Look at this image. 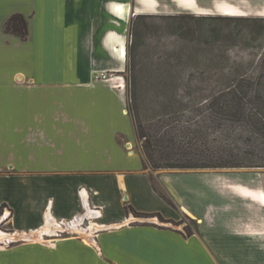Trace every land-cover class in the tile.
I'll list each match as a JSON object with an SVG mask.
<instances>
[{"label":"crops","instance_id":"obj_1","mask_svg":"<svg viewBox=\"0 0 264 264\" xmlns=\"http://www.w3.org/2000/svg\"><path fill=\"white\" fill-rule=\"evenodd\" d=\"M168 1L0 0L2 221L28 232L98 211L92 220L111 226V235L96 231L97 248H89L117 262L123 255L131 264H157L173 253L194 264H264V172L162 173L173 207L154 188L142 151L129 150L137 142L123 81L131 20L183 5ZM14 14L28 19L26 41L4 31ZM103 73L119 78L97 79ZM132 208L155 216L135 217ZM159 215L188 216L198 228L186 239L128 225L158 223Z\"/></svg>","mask_w":264,"mask_h":264},{"label":"trees","instance_id":"obj_2","mask_svg":"<svg viewBox=\"0 0 264 264\" xmlns=\"http://www.w3.org/2000/svg\"><path fill=\"white\" fill-rule=\"evenodd\" d=\"M149 20L183 43L148 72L151 83L127 65V110L145 168L264 169V17L140 14L131 20L133 42ZM4 31L26 41L28 19L12 15Z\"/></svg>","mask_w":264,"mask_h":264},{"label":"rangeland","instance_id":"obj_3","mask_svg":"<svg viewBox=\"0 0 264 264\" xmlns=\"http://www.w3.org/2000/svg\"><path fill=\"white\" fill-rule=\"evenodd\" d=\"M161 1L165 5H167L169 2L168 0ZM182 3L184 6L182 5L181 8H179L175 13L172 14L167 11L166 7H164V10L160 11L159 13L146 15H175L182 13L188 15L192 14L264 17V0H182ZM135 17L136 16H134L133 18ZM147 22L148 26L146 27L139 25L137 29L139 31V34L135 39V42H133V38L131 36H129L128 40V63L130 69L142 71L143 81L146 84L151 83L152 81L148 72L155 68L158 63H160L159 60L164 61L165 59H167L169 57V54L174 49H176L179 44L183 43L177 37L172 35V32L167 28V26L162 25L163 22L155 21L157 23L155 25L153 23L154 21L149 20ZM129 77L130 72L127 69L123 75V81L126 84V88L128 85ZM114 78H119V75H114ZM129 150L134 153L141 152V148L136 141H133V145H131ZM178 171L179 170L153 171L150 168L148 169V173H150V177L152 178L154 187L159 193L163 194L164 196H167L168 194L166 192V189L158 181V176L165 172ZM205 171L214 170H202L196 172ZM223 172L252 173L264 172V169H235L223 170ZM186 199H188V202L189 197L186 196ZM85 214L86 212H84L83 215ZM7 215L8 213L6 211L0 214V235L4 234L3 236L5 238L4 240L0 239V264H131L130 262H132L130 257L125 258L123 255H121V258H118L120 262H117L112 259L109 256V253L106 251L101 252L98 249L96 250L95 248H89L94 243L89 239L86 240L79 232L73 230L74 225H77L76 227L80 229L90 230V228L92 227V222L96 223L98 221V219L95 220L96 222L93 221V217H90V219L87 220H85V218L80 219L83 217L82 215L77 219L78 224H72V226L62 225L61 222H57L58 228L54 229L55 232L53 236L45 235V240L43 242H36L33 240L32 236H38L39 229L28 232L13 231L9 228L8 225H6V223L2 221V219ZM147 220H150V218H148ZM147 220L133 221L128 225H150L158 228L170 229L174 232L180 233L186 239L194 234V232L198 228V223L193 221L188 216H182L179 221L159 219V222L155 223ZM100 230L103 231L101 232V234L105 233L107 235H111L107 232V230H112V227L107 226L105 228L103 227V229L94 228L92 231V238H95L93 239L98 240L95 232H100ZM82 240L84 241L86 246L83 244ZM49 241L53 242L48 243ZM166 244L167 243H165V245ZM94 247L97 248L96 245ZM155 248L158 251H163V248L161 247ZM166 249L169 251L168 248ZM165 256L166 258L170 259H163L165 262H158L157 259V261L154 260V262L157 264H194V262H191L187 257H182L180 260L176 257L173 258V253H169V255Z\"/></svg>","mask_w":264,"mask_h":264},{"label":"bare ground","instance_id":"obj_4","mask_svg":"<svg viewBox=\"0 0 264 264\" xmlns=\"http://www.w3.org/2000/svg\"><path fill=\"white\" fill-rule=\"evenodd\" d=\"M131 147V145L129 146V148ZM95 215V213H91V215ZM97 214V213H96ZM53 219H54V217H53ZM93 219H94V217H93ZM92 221V220H91ZM94 221V220H93ZM77 225H74V231H77V232H79L86 240H91L92 241V231H93V229L94 228H96V229H103V227L105 228V227H107V226H103V225H101V224H96V223H94V222H92V227L90 228V230H86V229H80V228H78V227H76ZM55 228H58V223L57 222H50V221H48L47 222V224L46 225H44L42 228H41V230H39L38 232H39V234H38V236H32L33 237V240L34 241H36V242H38V241H40V242H43L44 240H45V235H48V236H53V234H54V232H55ZM88 228V227H87ZM90 231V232H89ZM101 231V230H100ZM4 234H1L0 235V239L1 240H4L5 238H4V236H3ZM53 241H49L48 243H52Z\"/></svg>","mask_w":264,"mask_h":264},{"label":"built area","instance_id":"obj_5","mask_svg":"<svg viewBox=\"0 0 264 264\" xmlns=\"http://www.w3.org/2000/svg\"><path fill=\"white\" fill-rule=\"evenodd\" d=\"M114 78V75L113 74H105V73H103V74H100V75H98L97 76V79H102V80H106V79H113ZM98 211H95L94 213H95V215H93V217H95L96 219H99L101 216H99L98 214H96ZM72 224H78L77 223V221H75V222H71V224H62V225H69V226H72ZM98 234V232H95V235H97ZM93 238H95V237H93Z\"/></svg>","mask_w":264,"mask_h":264}]
</instances>
